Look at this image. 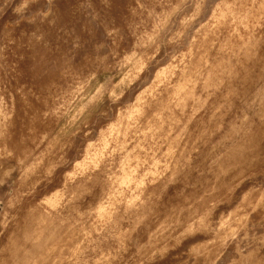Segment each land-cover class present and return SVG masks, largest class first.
Instances as JSON below:
<instances>
[{"label":"clouds","instance_id":"clouds-1","mask_svg":"<svg viewBox=\"0 0 264 264\" xmlns=\"http://www.w3.org/2000/svg\"><path fill=\"white\" fill-rule=\"evenodd\" d=\"M0 264H264V0H0Z\"/></svg>","mask_w":264,"mask_h":264}]
</instances>
